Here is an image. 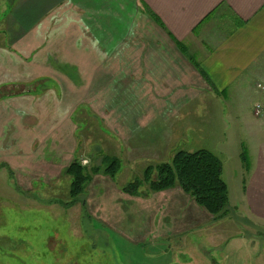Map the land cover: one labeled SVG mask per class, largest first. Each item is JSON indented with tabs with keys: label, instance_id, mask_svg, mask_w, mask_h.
I'll return each mask as SVG.
<instances>
[{
	"label": "crops",
	"instance_id": "1",
	"mask_svg": "<svg viewBox=\"0 0 264 264\" xmlns=\"http://www.w3.org/2000/svg\"><path fill=\"white\" fill-rule=\"evenodd\" d=\"M10 5L0 23V87L31 88L0 98V161L7 157L15 164L22 181L44 176L56 187L74 159L88 162V143L76 137L82 121L93 123L90 130L100 136L92 159L117 157L124 171L144 173L152 164L169 162L179 148L184 133L174 139L172 131L189 102L221 101L262 77L264 0H12ZM79 99L91 109L89 117L74 122L71 109ZM100 120L112 136L103 137ZM115 178L95 175L86 207L67 208L80 205L105 223L158 230L163 238L219 220L180 185L132 195L123 190L127 183ZM249 183L247 205L262 214L264 174H252ZM142 186V192L149 189V183ZM55 195L46 199L50 207H66Z\"/></svg>",
	"mask_w": 264,
	"mask_h": 264
},
{
	"label": "rangeland",
	"instance_id": "2",
	"mask_svg": "<svg viewBox=\"0 0 264 264\" xmlns=\"http://www.w3.org/2000/svg\"><path fill=\"white\" fill-rule=\"evenodd\" d=\"M11 1L0 0V23H4V16L10 13ZM259 72L262 77L251 78L249 89L252 92L245 86L246 89L239 87L231 97L221 101L189 102L183 110V118L175 123L172 131L174 139L178 138V132L184 133L174 153L208 149L224 163L223 178L231 190L225 216L180 237L163 238L158 230L134 231L131 226L123 227L122 223H105L90 211L84 212L80 205L71 209L60 205L50 207L46 199L54 192L53 198L60 202L65 201L60 196L66 193V200L69 199L70 176H61L56 187L49 184L53 180L44 176L22 181L14 172L15 164L6 157L0 161V264H264V211L262 214L252 211L247 205L250 197H244V185L250 184L252 174H264V63ZM253 74L252 70L248 76ZM30 88L5 85L0 88V95L30 91ZM109 103L123 105L127 102ZM90 109L88 101L79 99L71 109V120L76 122L81 116L89 117ZM69 112L70 108L63 109L62 115ZM80 123L82 131H78L76 137L80 143H88L87 155L91 157L83 162L89 167L97 163L105 167L107 163L100 162L102 156L98 162L97 158L92 159L98 153L96 140L100 141L94 128L90 130L94 124ZM98 127L103 128L104 138L112 136L109 134L112 129L105 123L102 125L101 120ZM8 130L5 142H1V151L6 149ZM78 155H82V150ZM171 160L170 157L167 161ZM124 165L121 164V172L115 178L119 184L139 179L141 174L142 179L145 178V172L130 174L123 170ZM155 165L158 164L151 166ZM152 178H157V170ZM249 221H255L262 228L252 226ZM223 226L226 229L221 236L216 233L209 237ZM238 232L240 235L236 236ZM229 239L230 242H226Z\"/></svg>",
	"mask_w": 264,
	"mask_h": 264
},
{
	"label": "trees",
	"instance_id": "3",
	"mask_svg": "<svg viewBox=\"0 0 264 264\" xmlns=\"http://www.w3.org/2000/svg\"><path fill=\"white\" fill-rule=\"evenodd\" d=\"M15 94L16 92L3 94L0 95V98ZM103 159L107 163L105 167L100 164L89 167L83 160L76 158L65 168L64 173L70 176L71 185L69 199L63 201V205L72 207L80 203L86 207V190L94 176L103 173L112 178L116 177L121 167L120 159L109 156H105ZM155 170H157L156 179L152 178ZM10 173L13 174V171L11 170ZM144 175V179H135L127 183L123 190L132 195L145 196L150 191H160L180 185L216 219L228 213L229 187L223 178V162L211 150H178L170 162L150 165L146 168ZM144 183H149V189L142 192L141 187Z\"/></svg>",
	"mask_w": 264,
	"mask_h": 264
}]
</instances>
